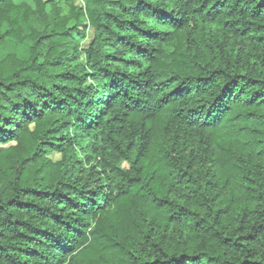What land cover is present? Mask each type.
<instances>
[{"label":"trees","instance_id":"16d2710c","mask_svg":"<svg viewBox=\"0 0 264 264\" xmlns=\"http://www.w3.org/2000/svg\"><path fill=\"white\" fill-rule=\"evenodd\" d=\"M78 2L0 0V264H264V0Z\"/></svg>","mask_w":264,"mask_h":264},{"label":"rangeland","instance_id":"374dc122","mask_svg":"<svg viewBox=\"0 0 264 264\" xmlns=\"http://www.w3.org/2000/svg\"><path fill=\"white\" fill-rule=\"evenodd\" d=\"M78 1H79V2H78L77 4L82 3L81 0H78ZM81 29H82V31H85V36L87 37L86 40H83V41L80 43V47H81V48H84L86 45H88V43H89V41H90L91 33H90L89 30H87V28H86V30H84L83 28H81ZM83 60H84L83 57H81V58H80V62H83ZM54 158H55V159H58L57 156H54Z\"/></svg>","mask_w":264,"mask_h":264}]
</instances>
